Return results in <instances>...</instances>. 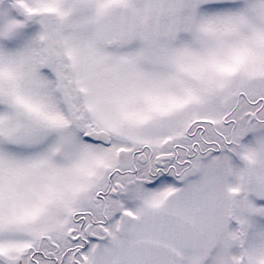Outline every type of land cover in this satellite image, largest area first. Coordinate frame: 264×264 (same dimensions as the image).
<instances>
[{"label":"snow or ice","instance_id":"snow-or-ice-1","mask_svg":"<svg viewBox=\"0 0 264 264\" xmlns=\"http://www.w3.org/2000/svg\"><path fill=\"white\" fill-rule=\"evenodd\" d=\"M0 264H264V0H0Z\"/></svg>","mask_w":264,"mask_h":264}]
</instances>
